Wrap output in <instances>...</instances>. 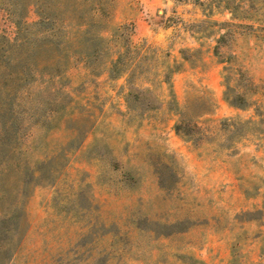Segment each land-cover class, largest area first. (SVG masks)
<instances>
[{
  "label": "rangeland",
  "instance_id": "obj_1",
  "mask_svg": "<svg viewBox=\"0 0 264 264\" xmlns=\"http://www.w3.org/2000/svg\"><path fill=\"white\" fill-rule=\"evenodd\" d=\"M42 10L61 14L67 21L65 26L57 24L49 32H44L46 27H31L32 40L17 48L18 24L23 28L40 22ZM225 11L232 14L230 20ZM141 14H145L144 30L166 35L165 49L151 40L133 41ZM0 26L4 29L0 34V134L5 130L14 136L0 147V164L15 158L21 167L11 178L0 181V189L13 192V198L0 199V220L2 208H11L19 201L27 206L36 188L58 189L54 254L49 258L23 255L32 222L26 208L19 229H12L10 251L14 256L8 264H207L196 256L190 245L193 240L185 236L178 241L177 254L157 259L145 253L154 248L151 235L181 234L194 226L182 190L193 181L186 176L182 158L159 144V139L151 142L147 159L141 156L131 166L114 169L112 159L103 158L100 177L116 184L125 173L124 179L138 188L148 178V166L156 169L158 182L168 190V196L176 197L161 203L152 201L145 210L129 209L125 213L129 223L124 225L121 240L110 245L103 239L105 226L91 210L94 177L75 172L73 165L75 152L91 136L97 104L88 108L74 100L68 73L61 83L45 77L57 68L80 69L85 61L83 68L92 75L109 73L115 81L109 89L128 91L131 126L139 127L145 115L155 113L162 135L170 138L169 122L177 116L175 127L179 126L180 135L176 134L192 142L194 148L217 141L237 151L241 147L246 156L253 157L254 149L264 147V0H174L170 6L160 0H0ZM106 31L110 36H104ZM47 34L50 38L36 40ZM30 56L32 61L23 71L24 60ZM211 69L223 103L209 84ZM177 73L187 75L180 96L176 95ZM122 78L126 79L123 86L117 81ZM222 107L234 109V113L222 120L208 118ZM101 131L105 138L116 141L127 138L115 127ZM105 138L96 140L91 153L105 156L110 151L113 144ZM250 160L244 157L242 162L246 175ZM259 183H264V178ZM75 184L87 185L78 197ZM257 185L252 180L249 187ZM21 191L24 193L19 197ZM79 205L87 232H78L74 224ZM226 219L220 225L222 232L235 236L223 260L227 264H264V258L258 259L250 249L252 228L248 223L252 219L261 223L264 209L241 213L237 224ZM111 229L120 232L116 224Z\"/></svg>",
  "mask_w": 264,
  "mask_h": 264
},
{
  "label": "crops",
  "instance_id": "obj_2",
  "mask_svg": "<svg viewBox=\"0 0 264 264\" xmlns=\"http://www.w3.org/2000/svg\"><path fill=\"white\" fill-rule=\"evenodd\" d=\"M173 1L160 0L166 6H170ZM225 12L228 20H230L232 14L228 11ZM144 21L145 14H141L137 19L138 27L135 30L133 41L139 43L147 39L165 49L168 44L166 35L161 32L157 34L144 30ZM5 23L11 25L9 20H5ZM3 31V27L0 26V34ZM104 36H110V32L106 31ZM83 65H85V61H81L80 69L64 70L62 74L53 73L46 75L45 78L61 83L65 78L64 74L67 75L68 73L71 85L70 94L74 100H80L88 108L97 104L98 112L92 117L94 126L91 136L75 152L73 165L75 172L81 173L86 178L94 177V181L90 185L94 197L91 202V210L101 218V222L105 226L103 239L109 241L110 245L121 240L124 225L129 223L125 214L128 213L129 209L141 208L145 210L147 204L152 201L161 203L168 197H176V195L168 196V190L158 182L156 169H151L148 166V178H144L138 188L133 187L124 179L122 175L125 173H121L122 175L116 184L105 182L100 177L103 158L110 157L114 163V169L131 166L135 161H139L141 156L147 159L151 142L159 139V144L165 145L170 152L182 158L186 165V176L193 181L182 190H184L185 207L188 213L193 216L194 226L181 234L171 233L168 236H163L155 233L151 235L155 239V245L149 251L146 249L145 253L154 255L157 259L166 254H177L179 252L178 241L181 236H185L187 240H193V244L190 245L193 246L199 259L207 264H227V261L223 259L226 258L227 251H231L234 245L235 234L230 233L228 235V232H222L220 225L227 222V217L230 218V224L233 225L240 222L237 219L241 213L247 210L264 209V183H259L264 178V147L254 149L251 154L253 157L246 156L241 147L237 151V148L223 147L217 141L204 143L196 149L192 142L186 141L176 134L177 116H174V119L172 118L169 122L170 138L162 135L164 134L161 131L162 125L157 121L158 118L155 113L145 115L139 127L131 126L132 111L127 104L128 91L120 93L119 90L121 89H109V85L115 82L110 78L109 73L92 75L90 71L84 70ZM214 75L215 71L211 69L209 84L217 91L220 103H223L222 92L217 86ZM175 76L177 78L176 95L180 96V87L185 82L187 75L177 73ZM125 80L122 78L117 81L123 86ZM81 85L82 93L78 92ZM223 108L208 118L222 120L234 113V109L228 111ZM114 127L120 129L123 134L125 133L127 138L124 140V137H119V141L110 139L108 136L105 138L101 130ZM65 129V125L62 126V131ZM54 136L55 133L52 132V137ZM100 138H105L113 144L105 156L91 153L96 140ZM244 157L251 158L250 161H252V164H249V175L242 171ZM252 180L258 182L254 188L249 187ZM86 187L87 185L75 184L74 190L77 193L75 197H78ZM57 191L56 186L38 187L28 201L26 208L32 222L24 239L23 255L42 254L49 258L54 254L56 246L52 243V239L53 221L58 209ZM79 203L76 201V204ZM195 207L198 211H195ZM83 219H85L84 212L79 205L74 213V224L78 232L88 231V224H83ZM248 223L249 227L252 228L250 249L254 251L258 259H262L264 258V232H261L260 229H264V220L260 223L252 219ZM115 224L119 227V234L114 233L111 229ZM144 231L142 230V233H145ZM203 234L205 237L202 238Z\"/></svg>",
  "mask_w": 264,
  "mask_h": 264
},
{
  "label": "trees",
  "instance_id": "obj_3",
  "mask_svg": "<svg viewBox=\"0 0 264 264\" xmlns=\"http://www.w3.org/2000/svg\"><path fill=\"white\" fill-rule=\"evenodd\" d=\"M226 9L230 10V12L234 15V12L229 7H226ZM39 16L41 18L40 22L34 24L33 26L25 25V27L22 28V26L18 24L20 32L16 40L17 48L24 46L21 44H25L27 41L32 40V37L29 34V30L31 27H38L39 29H44V27H46L44 32H49V31H52L56 27L55 25L59 24L61 26H65L67 22L65 19H62L61 14L56 13V12L48 13L42 10V11H39ZM38 38L39 39H37L36 37V40H43V39L45 40V39L50 38V35L48 34L42 35L41 37H38ZM32 58L33 57L30 56L29 58L24 60L25 62H24L23 71H26V68L29 67L30 62L32 61ZM32 66H35V64H32ZM63 71L64 70L57 68L56 74H62ZM175 131L178 135H180L178 125H176ZM13 138L14 136L11 135L9 132L5 130L2 131V133L0 134V147L5 145L6 143H10L13 140ZM14 170H18V171L21 170L20 163L15 158L9 159L8 163L4 165L0 164V181H2L5 177L11 178L10 176L14 172ZM23 193L24 191H21V193L18 194L19 197L22 196ZM7 198H13V192L8 189H0V199L3 200ZM25 209H26V205L22 204L21 201H19L17 204H15L11 208H6L4 210L2 208V219L0 220V264H8L14 256V252L10 251V247H11L10 242L12 241L10 237L12 234V229L14 232H16L19 229L22 218L25 215ZM15 235L16 234L14 233L13 238L15 237Z\"/></svg>",
  "mask_w": 264,
  "mask_h": 264
}]
</instances>
